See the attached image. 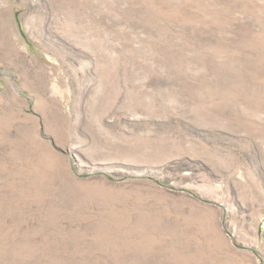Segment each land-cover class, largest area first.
Here are the masks:
<instances>
[{"label": "rangeland", "instance_id": "obj_1", "mask_svg": "<svg viewBox=\"0 0 264 264\" xmlns=\"http://www.w3.org/2000/svg\"><path fill=\"white\" fill-rule=\"evenodd\" d=\"M0 264H264V0H0Z\"/></svg>", "mask_w": 264, "mask_h": 264}]
</instances>
